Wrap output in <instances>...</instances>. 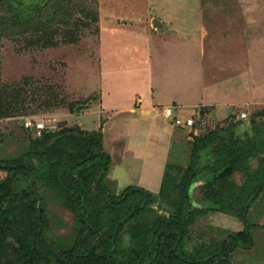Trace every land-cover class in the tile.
<instances>
[{"label":"rangeland","instance_id":"rangeland-1","mask_svg":"<svg viewBox=\"0 0 264 264\" xmlns=\"http://www.w3.org/2000/svg\"><path fill=\"white\" fill-rule=\"evenodd\" d=\"M2 1L0 0V16L13 15L14 21L20 20L21 23H12L8 29L10 35L0 38V160L32 153L23 159V163L31 167L33 182L43 201V239L45 246L51 251V264H57V255L73 245L79 223L67 206L60 180L57 185L49 178L52 176L50 162L41 153L57 138L56 133L61 131L58 138L61 135H71L70 132L63 131L66 128L78 126L89 131L99 129L102 120L105 121V116L100 113L99 99L102 89L106 88V92H109L108 102L117 99L123 101L130 99L131 92L141 88L143 82L139 81L134 69H114L115 72L101 74L98 59L100 29L122 28L127 30L125 34L134 31L139 38L142 37L143 48H147L148 37H153L157 44L155 54L163 58L157 64L158 68L165 67L169 58L174 60L182 54L173 51V46H170L179 43L186 45L185 54L190 65L199 66V57L211 54L197 52L201 38L215 47L218 44H223V47L243 44V33H237L229 25H242L245 22L244 12L250 16V28L258 31L260 0H245L246 3L244 0H40L43 2L39 3H34L36 0H19L24 3L22 6L8 3L4 5L1 4ZM29 6H33L34 11L25 16L23 12ZM153 19L163 24L166 30L156 29ZM207 23L216 26L210 25L211 29L205 32L202 27ZM34 25L36 29L31 30ZM179 33L186 39L185 42L179 39ZM255 37L251 36V74H258L260 67L257 49L263 37L259 38L258 32ZM213 54L217 56V60L213 62V78L204 76L203 81L208 83L213 80L221 89L227 79L226 72L240 70L243 64L241 60H244L242 55L247 59L248 52L235 51L232 54L217 51ZM224 57L234 59L230 66L222 60ZM247 64L244 62L245 66ZM237 74L234 72L233 76L237 78ZM233 85L238 86L236 83ZM212 94V97H216L220 92L214 91ZM212 108L202 106L188 116L193 119L190 128L177 127L178 132L172 143L167 168L169 192L166 198L152 200L122 228L119 250L123 254L119 258L124 263L130 246L134 244L133 227L151 226L179 207L181 193L176 186L185 180L184 175L190 164L197 163L198 172L188 186L190 206L184 213L194 207L198 209L212 205L202 200V191L205 182L212 178L211 172L204 166L213 164L215 159H231L238 152L250 151L251 157H241L248 159L245 172L238 170L231 179L240 185L249 174L250 184L245 190L248 195L258 185V157L264 158V116L252 117L251 113L264 109V106L251 109V113L237 123L235 113H230L227 117H211L209 112ZM235 111L237 112L236 109ZM28 120L46 125L45 134L50 136L45 143L35 141L37 137L33 136L31 128L25 127ZM126 121L123 115L110 121V127L120 128L122 140L128 134ZM229 128L236 133L237 152L235 150L234 155L231 153L227 157L226 149H230V145H227ZM202 141H207V145L202 147ZM119 144H122L121 140ZM58 148L63 151L62 156L75 153L77 149L76 146L64 142H59ZM103 150L109 155L111 163L116 164L111 168L114 180L108 182L109 190L118 194L124 187L135 186L139 160L132 158L129 161L130 157L126 153L121 156L120 151L115 150L114 156H111L108 141L104 143ZM91 167V163L82 164L80 167L83 177L87 178V183L84 184L87 197L81 203L91 214V218L98 219L99 225H103L112 215L111 206L106 195L97 189L96 176L90 173L93 169ZM10 173L0 170V181L12 175ZM18 177L22 185L19 187V194H30L28 181L20 175ZM16 202L19 205L15 216L20 217L24 213L23 205L27 204V198L20 202L17 199L9 202L6 198L0 203V209L10 207ZM223 208L230 209L228 205ZM246 217L250 224H256L251 230L253 246L250 249H236L232 253L231 261L233 264H264V187L251 203ZM8 219L11 220L12 217L5 214L0 216V264H19L21 247L17 242V235L20 226L18 222ZM242 227L243 223L236 217L209 210L188 226L183 248L193 252L200 244L210 242L211 238L221 240Z\"/></svg>","mask_w":264,"mask_h":264},{"label":"trees","instance_id":"trees-1","mask_svg":"<svg viewBox=\"0 0 264 264\" xmlns=\"http://www.w3.org/2000/svg\"><path fill=\"white\" fill-rule=\"evenodd\" d=\"M43 2L36 0L34 3ZM24 5L19 0H3L1 4ZM33 6L26 7L25 16L32 13ZM13 15L0 16V38L10 35L9 28L12 23L20 24L21 21H14ZM34 25L31 30H35ZM1 47V42H0ZM264 116V109L255 111L252 116ZM63 131L70 132L71 135H61L45 148L41 154L45 155L50 162L49 177L53 183L59 185L60 182L65 191L67 206L79 223L77 237L70 248L62 250L56 257L57 264H233L231 261L232 253L238 249H250L253 246L252 228L256 224L247 221V211L251 203L258 197L264 187V158L259 160L258 185L251 194L245 191L249 187L250 175L245 177V181L238 185L232 181L231 176L234 172L245 168L247 159L242 156H250L251 152H237V139L233 136L228 137L226 156L231 159H215L213 164L205 165L212 178L205 182L202 191V200L210 202L212 205L201 208H191L184 213L190 206V195L187 193L188 186L196 178L198 168L197 163L190 164L184 175V181L176 187L181 193L179 207L170 215L160 218L151 226L137 225L133 227L134 244L130 246L129 255L124 263L119 250L121 243L122 228L135 216L140 214L147 205L156 198H166L169 190V177L167 168L164 173L162 185L157 194L151 193L138 186H127L120 193H112L104 183V177L108 172L110 158L102 147V131L85 130L78 126L66 128ZM73 132L77 134L74 135ZM50 135L43 131L35 141L45 143ZM233 138V139H232ZM59 139V140H58ZM58 140V141H57ZM64 142L77 147L75 153L63 152L58 148V143ZM196 142H199L196 139ZM201 146H206L207 141H202ZM27 153L14 159L0 160V170L11 172L6 179L0 181V203L5 201L19 202L27 198V204L23 205L24 213L16 217L18 203H13L10 207L0 209V216L10 215L11 222H18L20 229L17 235V242L21 247L19 264H51V251L45 246L43 239L44 215L42 199L33 182L30 169L31 167L23 163V159L31 155ZM91 163L96 187L103 192L111 206L112 215L109 221L99 225L98 219H92L91 214L82 206L81 201L87 197L86 176L80 167L82 164ZM260 165H262L260 167ZM91 167V168H92ZM94 170V171H93ZM255 173V174H256ZM18 175L25 178L29 183L30 194H19L21 185ZM254 175V174H253ZM252 175V176H253ZM67 179V181H66ZM60 180V182H59ZM229 206L226 210L224 206ZM209 210L221 212L236 217L243 223L242 229L229 233L225 238L219 240L211 238L210 242L200 244L195 251L190 252L183 248V241L187 237L188 226L195 221L198 216L204 215ZM29 219L28 221H25ZM262 227V226H260Z\"/></svg>","mask_w":264,"mask_h":264},{"label":"crops","instance_id":"crops-1","mask_svg":"<svg viewBox=\"0 0 264 264\" xmlns=\"http://www.w3.org/2000/svg\"><path fill=\"white\" fill-rule=\"evenodd\" d=\"M244 15L245 22L242 25L239 24L238 26L237 23L229 25L234 28V31L236 29L237 33H243V44L231 45V47H223V44H218L215 47L201 38L199 45H197V52L211 54L201 55L199 66L190 65L191 63L187 60L185 54L186 45L179 43L170 46H173L171 47L173 51L182 54L174 60L169 58L165 67L158 68L157 64L163 58L155 54V45L157 44H155L153 37H148L147 48H143L142 37L139 38L134 31L125 34L127 30L122 28L100 29L98 59L101 74L105 75L115 72L117 69L124 70V68H128L134 69L135 75L139 76V81H143L141 88L132 91L128 100L121 101V99H117L108 102L109 92H106V88L101 90L99 99L100 113L105 116L103 118L105 121L102 120V124L99 125L102 131V147L104 149V143L108 141L111 156H114L115 150L120 151L121 156L126 153L125 155L130 157L129 161L133 160L132 158L139 160L138 167H136L135 186L157 194L162 185L166 165L169 163L172 143L178 132V126L170 123L163 116L162 111L165 107L171 106L177 115L186 118L197 112L202 106H212L213 108L209 112L211 117H227L230 113H235L237 123L246 118L247 114L251 113V109L264 106V0L258 1V21H260L258 22V31L256 28H250V19H248L250 16L245 12ZM152 21L157 26H155L156 29L166 30L157 19ZM210 25L216 26V24ZM210 25L207 23L202 27L205 32L211 29ZM257 32L259 38L263 37L262 43L257 49L258 66L260 65V67H258V74L256 72L251 74L250 53L253 50L251 48L253 46L251 45V36L255 37ZM132 33L133 35H131ZM126 35L130 36L126 37ZM179 37L181 41H186L180 33ZM217 51L222 53L231 52L232 54L235 51H238V53L248 52V62L246 57L242 55L244 60H241L243 64L242 68H239L240 70L226 72L227 79L221 85V89L220 85L217 84L218 86H216L213 83V80L207 81L208 83L203 81L204 76L205 78L208 76L211 79L213 78V62L217 60V56L213 53ZM156 57L159 58L156 59ZM229 58L225 59L224 57L222 60H225V63L230 66L234 59ZM243 61L246 64L248 63L247 66L244 65ZM228 62L230 63L228 64ZM234 72L238 73L237 78L233 76ZM194 74H196V77H194ZM113 79L115 80V78ZM102 80L104 79L102 78ZM234 83L238 86L234 87ZM214 91L215 93L220 92V95L212 97ZM254 112L251 113V116ZM240 113H245V117H240ZM120 115L125 116L127 119L125 125L128 134L124 135V140L120 135L121 130L119 127H110L111 119ZM227 132L229 136L236 139V133L232 128H229ZM120 140L122 141L121 145L119 144ZM261 158L263 157H258V160ZM115 165L113 162L111 163L110 159L108 172L104 177L107 188L109 186L108 182L114 180L112 179L111 168ZM241 169L244 171L243 167Z\"/></svg>","mask_w":264,"mask_h":264},{"label":"built area","instance_id":"built-area-1","mask_svg":"<svg viewBox=\"0 0 264 264\" xmlns=\"http://www.w3.org/2000/svg\"><path fill=\"white\" fill-rule=\"evenodd\" d=\"M163 116L170 121V123L183 126V127H191L193 124V119L190 117L182 118L176 114L174 109L171 106H167L162 111ZM240 117H245V113H240ZM25 127H30L32 130V134L35 137H40L43 131L46 128V125L43 122H35L32 123L29 120L25 122Z\"/></svg>","mask_w":264,"mask_h":264}]
</instances>
